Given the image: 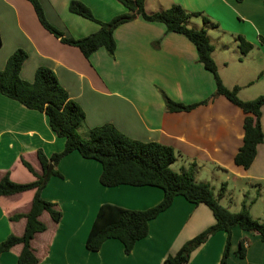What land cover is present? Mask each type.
I'll use <instances>...</instances> for the list:
<instances>
[{
	"label": "crops",
	"instance_id": "0c3cea01",
	"mask_svg": "<svg viewBox=\"0 0 264 264\" xmlns=\"http://www.w3.org/2000/svg\"><path fill=\"white\" fill-rule=\"evenodd\" d=\"M39 1L47 20L65 36L84 37L99 27L96 22L70 12V0ZM79 1L102 21L126 11L117 0ZM172 4L189 12L200 11L215 24L208 26L207 34L218 74L226 87L238 86L239 93L243 87L254 84V80L229 81L219 72V67L226 71L230 64L231 58L223 53L228 49L224 42L227 36L233 38L236 47L238 35L253 45L244 55L254 51L258 54L263 62L258 72L264 82V44L259 40L264 37L263 0H145L144 7L147 12H154ZM199 22L200 17H192L189 24L200 27ZM0 36V69L18 48L27 52L19 71L22 79L32 81L40 65L50 68L71 100L85 113V121L79 127L81 134L108 122L133 139L170 146L176 154L171 164L173 170L192 167L196 180L209 182L214 190L225 182L220 203L236 212L243 199H253L251 215L264 221V104L260 108L263 141L257 145L253 162L246 169L233 160L243 141L244 114L224 96L213 97L188 111H168L165 107L163 94L191 104L215 91L212 73L205 69L195 45L187 37L167 31L162 22L137 16L113 30V55L99 47L85 57L77 47L61 42L45 30L28 0H0ZM239 74L236 75L243 76ZM64 142L51 129L44 112L0 94V178L9 172L16 182L34 180L21 158L41 173L37 149L49 157L61 151ZM55 167L61 176H50L41 195L56 202L62 216L55 224L42 214L47 229L32 240L39 257L37 264H162L168 254L175 253L185 241L215 221L206 205L193 204L177 195L149 221L147 235L137 240L129 253L115 238L104 240L97 251H90L85 240L102 203L146 209L158 203L163 192L149 185L103 186L99 182L101 164L83 158L77 151L63 156ZM33 192L32 189L0 196V241L10 233L22 234L25 220L10 217L30 209ZM225 239L224 230L210 235L193 250L186 264H219ZM241 241L243 257L238 254ZM20 249V245H15L2 252L0 264H15ZM227 264H264V242L259 234L234 226Z\"/></svg>",
	"mask_w": 264,
	"mask_h": 264
},
{
	"label": "trees",
	"instance_id": "16d2710c",
	"mask_svg": "<svg viewBox=\"0 0 264 264\" xmlns=\"http://www.w3.org/2000/svg\"><path fill=\"white\" fill-rule=\"evenodd\" d=\"M41 26L53 34L61 42L77 47L88 57L99 47H104L109 55L114 54L115 41L113 30L120 24L141 16L147 21H159L165 24L166 30L176 32L187 37L196 47L199 60L205 69L210 71L215 81L214 93L199 102L183 104L172 100L165 94L163 99L168 111H188L198 105L206 104L213 97L224 96L237 106L244 114L243 141L234 155V163L248 168L256 154V147L263 141L260 125V108L264 104V92L252 100H241L238 97V86L226 87L217 71L213 60V45L207 34L208 26H215L210 19L200 11L189 12L179 4H172L168 8L154 12L145 10V0H117L126 11L113 16L107 21L99 20L91 9L79 0H70V12L96 22L98 29L84 37L73 38L53 26L46 18L39 0H28ZM240 1V0H237ZM264 3V0H263ZM192 17H200L202 26L189 24ZM264 44V37H259ZM238 46L242 54H246L253 45L243 36H237ZM1 46V36H0ZM27 52L18 48L7 58L0 69V94L15 99L27 108L44 112L48 117L49 126L59 137L65 139L63 149L46 156L41 149H37L36 156L41 165V173L34 171L32 165L21 158L23 166L35 176L29 182H16L6 172L0 178V196L12 195L26 190H34L30 209L26 213H18L10 217L11 220L23 218L24 229L21 235L10 233L0 241V254L9 251L15 245L21 249L15 264H37L39 257L32 246V240L37 233L44 232L47 225L41 219L42 214L48 215L53 223H58L62 212L56 202L46 200L41 191L52 175L61 176L56 169L59 160L72 151H77L83 158L95 159L101 164L99 182L106 187L127 184L132 186H156L163 196L155 205L146 209H129L113 203H102L91 224L85 240V247L90 251H97L104 240L115 238L123 245V251L129 253L135 242L148 233V224L161 211L165 210L177 195L183 196L193 204H204L211 211L214 223L203 231L185 241L173 254H168L162 264H186L191 253L200 244L218 230L226 232V239L219 264H227L231 245V230L234 226L259 234L264 242V221L252 217L250 204L252 200L243 199L238 211L232 212L223 206L219 199L226 190V183H221L217 192L207 181H198L191 168L175 171L171 164L176 154L170 146L156 141H141L128 137L111 123H103L89 128L85 134L79 132V127L85 121V113L69 97L67 91L59 84L53 71L43 65L36 68L32 81H26L19 75ZM52 164V169L45 174ZM238 254L243 257L245 249L240 242Z\"/></svg>",
	"mask_w": 264,
	"mask_h": 264
},
{
	"label": "rangeland",
	"instance_id": "374dc122",
	"mask_svg": "<svg viewBox=\"0 0 264 264\" xmlns=\"http://www.w3.org/2000/svg\"><path fill=\"white\" fill-rule=\"evenodd\" d=\"M199 26H202V21L199 22ZM207 28L209 29V27ZM224 42L228 46V49H226L223 53L227 58H231V59H229L230 64L228 68L226 69V71H223V69L225 70V67H222V68L219 67V72H221L225 77L227 76L229 78V79L227 78V80L229 81L237 80L238 82L241 83V82H244L245 80L246 81L254 80L253 85L251 86L247 85L243 87L242 90L238 93V97L241 100L246 101V100L254 99L255 97H257L263 92L261 90H263L262 83L264 82H263V79H261L260 72H258V69L263 64V62H261V59L258 56V54H255V51L252 54H249V56L245 57V55L241 53L239 46L236 47L234 45L235 42L233 41L232 37L227 36L224 39ZM225 72L229 73L230 76L227 75ZM237 72L240 73L239 75L243 74V76L241 77L237 76L236 75ZM214 191L217 192V190H214Z\"/></svg>",
	"mask_w": 264,
	"mask_h": 264
},
{
	"label": "water",
	"instance_id": "95a60500",
	"mask_svg": "<svg viewBox=\"0 0 264 264\" xmlns=\"http://www.w3.org/2000/svg\"><path fill=\"white\" fill-rule=\"evenodd\" d=\"M52 167H53L52 164H50L49 167L46 169L45 174H48L49 170L52 169Z\"/></svg>",
	"mask_w": 264,
	"mask_h": 264
}]
</instances>
